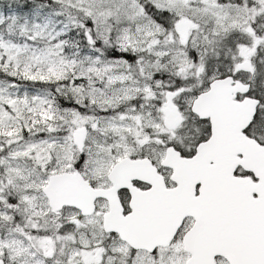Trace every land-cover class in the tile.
<instances>
[{
  "label": "snow or ice",
  "instance_id": "1",
  "mask_svg": "<svg viewBox=\"0 0 264 264\" xmlns=\"http://www.w3.org/2000/svg\"><path fill=\"white\" fill-rule=\"evenodd\" d=\"M0 264H264V0H0Z\"/></svg>",
  "mask_w": 264,
  "mask_h": 264
}]
</instances>
